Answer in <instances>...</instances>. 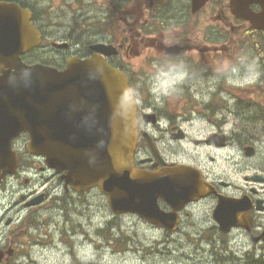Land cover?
Segmentation results:
<instances>
[{
	"label": "flooded vegetation",
	"instance_id": "1",
	"mask_svg": "<svg viewBox=\"0 0 264 264\" xmlns=\"http://www.w3.org/2000/svg\"><path fill=\"white\" fill-rule=\"evenodd\" d=\"M52 0H0V2H14L23 9L32 13L36 28L42 30V23L39 20L43 17V3ZM227 0H209L206 5L197 13L192 11V0H101L104 11L113 12L116 18L110 23H102L103 32L113 34L119 32L122 36L117 39L110 36L100 41L114 46V53L103 55L111 65L123 70L128 75L129 81L134 89L138 102L139 126L141 153L148 151V140L146 137L161 147L165 144L172 146L196 142V135L193 130L197 124L207 126L212 131L204 133L199 142L204 146L213 148L211 137L213 133L220 132L218 113L220 111V97H234L236 91L240 90L246 98H257L260 108L264 111V74L261 75L259 88L249 83L242 89L227 84L223 78L213 83L217 76V69L225 62H234L243 51L251 53L258 58L261 72L264 73V42H238L220 41L219 23L233 22L228 16ZM75 2L85 4L87 0ZM214 12H216L214 14ZM54 21L50 22L53 24ZM210 24L205 25V24ZM237 27L233 26V34ZM251 33L250 31H247ZM86 53H88L86 55ZM95 52L87 49L81 56H92ZM63 61V66L66 65ZM183 61L191 75L190 78L180 85V91L170 95H161L159 99L153 91L154 77L158 69H165L167 65ZM160 87L167 88L166 78L160 81ZM247 110H244L245 112ZM230 115L237 111L229 108ZM250 123V122H249ZM259 123V122H257ZM251 124V123H250ZM208 129V130H209ZM201 131L198 132L200 134ZM207 132V131H205ZM241 132H229L228 140L232 147L239 152L243 144L240 142ZM235 141L238 143L235 145ZM254 152L248 156L250 165L260 171H264V151L259 145L260 141H254ZM28 135L24 134L14 141V149L19 157L22 151H27ZM179 151H176V154ZM27 156L30 154L27 153ZM152 156V155H151ZM166 167L172 163H193L190 159H183L175 154H164ZM215 157L207 153L202 159L193 164L197 165L204 172L206 179L214 186L209 196L196 204L187 207L184 215H191L198 206L211 204L210 212L217 203L219 194H226L220 185L231 186L239 190L232 195L250 194L256 200L264 199V190L259 185L261 175L255 170L250 171L249 166L243 165L245 174L243 181L238 185L224 182L218 177L214 167ZM157 165V166H156ZM161 164L152 163L150 167L157 169ZM259 176V180L251 179L252 176ZM50 189L52 191H50ZM60 188H46L38 191L37 198L41 197L42 204L38 207L41 212L47 211L50 207H56L54 191ZM33 193V192H32ZM30 193V194H32ZM30 194L28 196H30ZM36 198V199H37ZM73 201L68 202L70 205ZM61 205V204H60ZM54 207V208H55ZM165 210L169 207L165 206ZM63 220H69L68 207H62L59 211ZM255 216L253 232L261 233L264 226V210H253ZM188 218V217H187ZM195 220H211L210 217L195 218ZM262 224V226H258Z\"/></svg>",
	"mask_w": 264,
	"mask_h": 264
},
{
	"label": "water",
	"instance_id": "2",
	"mask_svg": "<svg viewBox=\"0 0 264 264\" xmlns=\"http://www.w3.org/2000/svg\"><path fill=\"white\" fill-rule=\"evenodd\" d=\"M255 1L263 4L262 12L249 9ZM235 5L255 28L264 29V0ZM0 9V155L9 148L7 138L26 129L41 151L61 155L56 159L64 163L69 158L76 175L88 167L103 180L108 178V188L122 187L128 201L139 199L152 206L159 194L173 195L171 188H176L167 176L138 175L130 165L137 126L125 75L97 57L72 59L64 71L25 64L21 55L39 42V36L19 26L25 19L17 5ZM87 181L94 185L90 176Z\"/></svg>",
	"mask_w": 264,
	"mask_h": 264
},
{
	"label": "rangeland",
	"instance_id": "3",
	"mask_svg": "<svg viewBox=\"0 0 264 264\" xmlns=\"http://www.w3.org/2000/svg\"><path fill=\"white\" fill-rule=\"evenodd\" d=\"M69 1L71 2V0ZM58 2L59 4L54 12V16L50 17L48 20L49 22L52 21L55 22L54 33L58 32V34L60 35H64V34L77 35L79 37L77 40L82 42L80 44L81 47L93 43L90 42L91 40H87V41L84 40V36L87 35V33L86 31L81 32L82 31L81 28L87 27L88 25L87 23L89 22L88 19L89 17H91L92 20L95 21L94 23H98L99 17L102 16L100 1L90 0V2L87 5V10L90 11L89 13L90 15L89 17H85V18L76 14V12L82 10L80 8H76V5L68 4L66 2H63V0H59ZM73 7H75V10L73 9ZM84 7L86 6L84 5ZM104 35H107L109 37L113 36L117 39H119L122 36L119 32H115L113 34H109V32H105ZM50 40H47V42L57 41L52 39ZM60 42H67V40ZM250 102L251 100L245 99L243 96H239L238 98L231 99L229 101L221 99L219 105L221 110H225L230 106L233 107L236 111H243L245 110V108H248ZM231 119L229 125L226 126L227 130H231L234 128L233 121ZM200 126H201L200 124H197L194 127V131L198 132ZM192 144L193 143H188L185 148H183V146H175L176 149L179 151L178 156L181 157L188 155H197L199 152L204 150V148L193 149L191 147ZM230 157H231V150L223 149V148L219 150L218 159L220 160V165L223 167V169L233 170L234 165L232 160H230ZM236 176L237 175H235V177ZM87 199H88L87 200L88 207H92V206L97 207L101 211V213L103 214L108 213V221H113L117 223L119 225L118 230L120 229L119 227H123V231H122L123 235L120 238L123 239L126 243L121 244L120 246L115 245L112 249H109L110 251L106 255L108 264H134L136 261L135 259H140L147 255L149 250L148 243L151 242L152 239L151 236L147 234L149 227L145 224L144 220L138 217L137 218L133 217L132 215L126 216L125 219L112 218L110 209L108 211L107 207L105 206V199L101 197V195L97 194L96 191H93V193L90 194L89 198ZM186 229H187L186 226H183V230ZM0 233H1V229H0ZM22 234H27V233L24 232ZM95 234H97V232H95ZM182 236H183L182 238L185 239V235L182 234ZM241 239L242 238L240 234H235L234 240H241ZM218 243L221 244L220 241H218ZM206 247L207 249H209L210 245H206ZM31 259H32L31 264H42L39 257H31ZM250 259L251 258L249 257L242 260L241 262L239 259H235V261H227L225 262V264H249ZM89 260L91 261V264H100V258H98V256L94 254V252H92V257L89 258ZM56 262H57V258L54 257L48 259L46 264H54ZM214 264H223V263L219 262Z\"/></svg>",
	"mask_w": 264,
	"mask_h": 264
},
{
	"label": "clouds",
	"instance_id": "4",
	"mask_svg": "<svg viewBox=\"0 0 264 264\" xmlns=\"http://www.w3.org/2000/svg\"><path fill=\"white\" fill-rule=\"evenodd\" d=\"M262 74L264 73L261 72L258 58L249 52L243 51L234 62L225 61L217 69V76L214 78L213 83L223 78L229 85L244 86L255 82ZM190 75L191 73L183 61L169 64L163 70L158 69L153 82V91L156 98L159 99L161 95H170L180 91L179 86L185 83ZM162 78L167 79V88L160 87Z\"/></svg>",
	"mask_w": 264,
	"mask_h": 264
},
{
	"label": "bare ground",
	"instance_id": "5",
	"mask_svg": "<svg viewBox=\"0 0 264 264\" xmlns=\"http://www.w3.org/2000/svg\"><path fill=\"white\" fill-rule=\"evenodd\" d=\"M255 144V143H254ZM259 183V182H258ZM144 256V255H143Z\"/></svg>",
	"mask_w": 264,
	"mask_h": 264
}]
</instances>
